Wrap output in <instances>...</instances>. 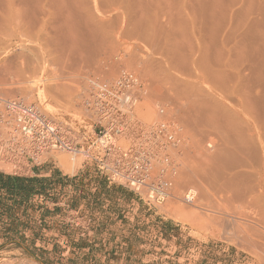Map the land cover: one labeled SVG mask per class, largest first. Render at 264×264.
<instances>
[{
  "label": "rangeland",
  "instance_id": "374dc122",
  "mask_svg": "<svg viewBox=\"0 0 264 264\" xmlns=\"http://www.w3.org/2000/svg\"><path fill=\"white\" fill-rule=\"evenodd\" d=\"M12 1L29 9L25 20L30 31L37 33L41 23L46 21L40 35L48 42L51 40L49 50L57 64L44 72L38 71L42 83L35 87L34 81L28 78L21 81L13 77L15 70L4 66L19 53L28 55L30 51L33 58L31 53L40 48L25 39L26 49L0 52V97L21 98L53 121L82 135L92 133L94 128L91 115L81 102L85 78L98 76L109 81L122 71H132L147 84L137 106L138 117L151 124L157 119V106L163 107L167 118L185 140V148L179 157L173 197L156 207L126 189L110 185L100 173L86 166L83 155H76L78 166L72 172L64 170L60 161L75 155H53L44 165L49 170L57 166L66 175L84 172L83 177L37 178L42 181V193L26 203L17 204L2 195L0 264H264V226H257L251 219L248 221L239 215L240 205L237 207L236 203L232 207L234 203L230 205V199L226 204L224 200L230 198V194L221 190L224 189L222 180L240 169L234 168L232 163L245 157L240 147L241 135L228 130L227 125L232 121L225 114L219 116L223 112L215 105L216 108L209 107L221 112L214 115L211 109L204 111L202 106L210 99V102L214 99L221 103L223 97L218 95L229 97L234 105L239 97H248L252 120L264 125V0ZM6 4L7 0H0V12ZM66 6L72 15L68 16ZM94 12L97 15L91 23H86L84 18L96 14ZM67 17H71L75 25L71 32L61 24ZM197 79L207 88L197 83ZM194 118L198 120L195 122ZM207 121L211 124L209 127ZM215 124L223 129L218 130ZM242 125L241 122L240 130ZM0 131L7 137L2 128ZM222 148L227 149L228 157L236 155L228 161L237 158L229 162L234 169H223L222 165L224 177L217 169L221 182L215 181V187L221 186V191L216 188L212 191L214 181L209 175L213 172L208 173L203 164L208 159L213 167L212 156ZM255 149L250 163L258 166L259 151ZM6 161L9 169H0V172L18 177L11 175L13 165ZM190 170L193 174L187 180L184 174ZM204 170L205 174L201 172ZM91 178L95 184L89 182ZM203 180L209 181L208 184H203L206 182ZM202 185L210 193L207 201L198 196H201ZM189 188L197 192L195 203L183 198ZM216 193L225 204L217 200L221 196ZM212 196H217V201H213H219L220 204H216L221 205L222 210L211 201ZM205 202L210 209L217 206L219 212H215V208L210 211L208 206H203ZM172 207L194 213L196 216L192 218L200 221L192 225L191 221L177 220L169 210ZM99 242L105 247L87 250L88 245ZM78 243L80 245L72 250V244Z\"/></svg>",
  "mask_w": 264,
  "mask_h": 264
},
{
  "label": "built area",
  "instance_id": "2783aa9c",
  "mask_svg": "<svg viewBox=\"0 0 264 264\" xmlns=\"http://www.w3.org/2000/svg\"><path fill=\"white\" fill-rule=\"evenodd\" d=\"M84 84L81 102L94 128L82 135L21 98L0 97V128L14 147L7 149L11 175L28 177L32 165L44 166L56 154H81L86 166L110 185L128 190L150 206L163 205L173 197L185 148L179 129L159 105L153 123L138 117L147 84L135 72L122 71L109 81L88 76ZM195 195L193 189L187 190V202Z\"/></svg>",
  "mask_w": 264,
  "mask_h": 264
},
{
  "label": "bare ground",
  "instance_id": "6f19581e",
  "mask_svg": "<svg viewBox=\"0 0 264 264\" xmlns=\"http://www.w3.org/2000/svg\"><path fill=\"white\" fill-rule=\"evenodd\" d=\"M94 3H95V1H94ZM41 8V7H40ZM65 8V7H64ZM67 9V11H68V16H69V14H71V13H69V8H67V6H66V8H65V10ZM29 9H27V7L25 8V7H23V6H20V5H17L15 2H13L12 0H7V4L4 6V8L2 9V11L0 12V52H2V53H10V52H12L13 50H17L18 48H20V49H26L27 48V42H25L24 40L26 39L27 41H29L31 44L33 43V44H36V46H38L40 49H38V50H34L35 52L33 53H31V54H33V58L32 57H30V51H29V56L28 55H26L25 53H19L17 56L15 55V57H14V59L13 60H11L10 62L11 63H7L6 65L7 66H4V68L5 67H7L6 69H8V70H15V74H14V76L13 77H17V78H19V79H21V81L22 80H24L25 78H28V80L29 79H31V81H34L33 83H36V86L35 87H39V85L42 83V80L38 77V71H42V72H44V71H46V69H48L49 70V67H52V66H54V65H56L57 64V62H56V59H55V57L53 56V54L50 52V50H49V46H50V44H51V40L48 42V40H46L45 39V37H42L41 35H40V33H42L43 32V29H44V26H45V24H46V21H44V22H42L41 23V27H40V29H39V31L37 32V33H34V32H32V30L30 31L29 30V24H28V22H26V20L25 19H27V17H25V15H28V13H27V11H28ZM41 11H42V9H40ZM64 10V11H65ZM71 11V10H70ZM44 12V11H43ZM96 12H97V9H96ZM96 12H94V13H96ZM46 12H44L43 14H45ZM65 13H66V11H65ZM86 13V12H85ZM54 14V13H53ZM66 14V15H67ZM64 15V14H63ZM72 15V14H71ZM97 15V13L96 14H91L90 16H87V17H85L84 19L86 20V23H89L90 22V20L94 17V16H96ZM45 16H46V14H45ZM75 19V18H74ZM62 21V20H61ZM38 23H40V21H38ZM65 23V24H64ZM61 22V24H62V26H64L65 25V27H64V29H67V31H72V29L74 28V22H73V20H72V18L71 17H67V19L65 20V22ZM91 23V22H90ZM39 25V24H38ZM28 26V27H27ZM30 26H31V24H30ZM30 28H32V27H30ZM33 29V28H32ZM33 30H35V29H33ZM98 30V29H97ZM99 30H100V28H99ZM98 30V31H99ZM42 38H44V39H42ZM48 42V43H47ZM31 48V47H30ZM15 50V51H16ZM39 50H41V52L39 53ZM16 53V52H15ZM17 54V53H16ZM14 55V54H13ZM19 62H20V64H19ZM3 65V64H2ZM11 65H13V66H11ZM9 66V67H8ZM11 66V67H10ZM3 68V67H2ZM5 69V70H6ZM3 70V69H2ZM4 70V71H5ZM7 71V70H6ZM108 72V71H107ZM9 73V72H8ZM90 74V73H89ZM203 74V73H202ZM91 75V74H90ZM26 76H28V77H26ZM100 76V75H99ZM33 79V80H32ZM201 79V78H200ZM205 79V78H204ZM5 80H3V82H4ZM31 81H30V83H31ZM198 81H199V84H201L200 83V80L199 79H197V83H198ZM16 82H17V80H16ZM204 82H205V80H204ZM7 83V82H6ZM22 83V82H21ZM32 84V83H31ZM203 84V83H202ZM204 85V84H203ZM211 85V87H212V84H210ZM34 86V85H33ZM205 86V85H204ZM206 88H207V86H205ZM204 87V88H205ZM209 87V86H208ZM69 88V87H68ZM148 88H150V87H148ZM218 90V89H217ZM217 90H215V93L217 94ZM218 96H220V97H223V99H221L220 101H221V103H219L218 101H216V100H214L213 99V101H211L210 102V100H207L206 101V103L205 102H203V104L205 105H203L202 104V106L204 107V111H208L209 109H211L213 112H211V111H209V112H211L212 113V115H214V112L215 113H218V112H223V114L222 113H220V115L219 116H221V115H224V116H226L227 117V119L229 118L230 119V121H232V124L234 125H232V124H229V123H231V122H229L228 123V130L229 129H231V130H233L234 132H237V133H239L240 135H241V141L240 142H242L241 143V145H245L244 147H242L241 145H240V147L243 149V151L242 150H240V151H242V153L244 152V155H245V157L243 156V158L242 159H236L237 157H235L234 159H231L232 161L230 162V161H228V159H230L231 158V156H236V155H230L229 157H228V155L226 154V148H224L225 150L223 151V148H222V150H221V152L220 153H218V151L217 150H215V152L216 153H218V154H214V157L212 156V158H213V160H212V163H210V164H212L213 165V167H211V165H209V160L207 159V158H205V159H207V161L205 160V162H204V169L206 168L207 169V172L208 173H210L211 171L213 172V174H210L209 176H211L212 175V178H210V180H212V182H213V186H212V191L216 188L215 187V185H216V183H215V181L217 182V181H219V182H221L220 180H218V178L219 177H221V174L222 173H224L222 170L226 167V168H229V169H231V168H233V166H235L234 168H236V166H237V168L239 169V171H234L233 172V169L231 170L233 173L230 175V178H228V179H224L225 181H223L222 180V185L221 186H224V189H222L221 188V190H223V192H228L229 194H230V198H224L223 197V199H225L224 201H225V203L227 202V201H230L229 202V204L230 203H234L233 205L232 204H230V205H232V207H235V204L236 203H238L237 204V207H238V205H240V207H238V208H240L241 209V214L240 213H238L239 215H242V217L244 218H246L248 221L251 219L252 221L251 222H253L254 224H256L257 226H260V227H262V226H264V125L262 126V124L261 125H258V124H256L255 123V121H253L252 120V113H250V106H249V103L251 102L250 100L251 99H249L248 97H239L240 98V100L239 101H236L237 103H236V105H234L233 103H232V101H230L228 98L229 97H226V96H222V95H218ZM67 97H68V95H67ZM18 98V97H17ZM208 99V98H207ZM213 102V104H211ZM210 105H212V107H217V109H220L221 111H217V110H215V108H211V107H209ZM215 105V106H214ZM199 107V106H198ZM202 107V108H203ZM196 110V109H195ZM215 110V111H214ZM204 111H203V115H204ZM232 111V112H231ZM194 112V111H193ZM197 113H200V110L198 109V112ZM202 113V112H201ZM205 114H208V113H205ZM219 114V113H218ZM202 114H201V116H203ZM209 115V114H208ZM217 115V114H216ZM215 115V116H216ZM196 117H197V114L195 115ZM206 116V115H205ZM204 116V117H205ZM211 116V115H210ZM215 116H213V117H211V119L213 118V120L215 119ZM219 116H217L216 118L217 119H219V118H221V117H219ZM223 116V117H224ZM195 117V118H196ZM207 117V116H206ZM219 117V118H218ZM225 117V118H226ZM194 118V119H195ZM198 118V117H197ZM201 118V117H200ZM199 118V119H200ZM224 118V119H225ZM237 118V119H236ZM238 118H240V120L238 119ZM203 119H205V118H203ZM207 119H209L210 120V118H207ZM224 119H223V121H224ZM232 119V120H231ZM234 119H236L235 121H234ZM242 119V120H241ZM196 120H198V119H195V122H196ZM210 121H212V120H210ZM235 123H234V122ZM236 121L239 123V125H238V127L241 125V122L243 123V125H242V128H241V130H240V128H238L237 126H235V125H237L236 124ZM241 121V122H240ZM198 122V121H197ZM203 122H206V121H203ZM224 122H226V121H224ZM223 122V123H224ZM207 123H208V121H207ZM211 123H213V121L211 122ZM217 123H219V122H217ZM223 123H222V125H223ZM197 124H199V123H197ZM204 124H206V123H204ZM200 125H202L201 123H200ZM209 125H211L210 123H208L207 124V126L209 127ZM221 125V124H220ZM215 126H216V124H215ZM214 126V127H215ZM232 126V127H231ZM200 127V126H199ZM222 127V126H221ZM220 126H216V128L218 129V128H221ZM225 127H226V125H225ZM224 127V128H225ZM241 127V126H240ZM221 129H223V128H221ZM220 129V130H221ZM219 130V129H218ZM227 130V131H228ZM222 131L223 130H221V134H222ZM1 132V131H0ZM229 132V131H228ZM227 132V133H228ZM220 133V132H219ZM225 133V132H224ZM224 133H223V135H224ZM231 133V132H230ZM229 134V133H228ZM239 134H236L237 136H239ZM0 135H1V133H0ZM222 135V136H223ZM2 136V135H1ZM0 136V169H9L8 167H7V165L5 164V161H6V158L8 159V158H10V155H9V153L7 152V149H11V148H13V146L12 145H9V140H8V137H6V136H2L1 137ZM235 137V136H234ZM224 138H226V137H224ZM240 138V137H239ZM235 139H237V137L235 138ZM234 139V140H235ZM238 140V139H237ZM237 140H235V141H237ZM240 140V139H239ZM230 140H228V142H229ZM227 142V143H228ZM230 143H233L232 141L230 142ZM230 143H228V144H230ZM225 144V143H224ZM240 144V143H239ZM3 145V146H2ZM202 145V144H201ZM211 143L210 144H208V147H211ZM234 145V144H233ZM235 146V145H234ZM240 147H238V145H237V148H240ZM234 148V147H233ZM257 149L258 151H259V156H257L259 159V162H257V163H259L258 164V166H254V165H252V163H250L251 161V159H252V157H251V154H252V152L254 151V149ZM230 149V148H229ZM228 149V150H229ZM235 149H236V147H235ZM253 149V150H252ZM255 149V150H256ZM252 150V151H251ZM223 151V152H222ZM258 151H256V153L255 154H257V152ZM233 152H234V150H233ZM237 152H239V151H237ZM228 153H230V152H228ZM239 153H241V152H239ZM242 153H241V155H242ZM233 154H235V153H233ZM255 154H253L254 155V157H255ZM193 155V154H192ZM252 155V156H253ZM188 156H190V155H188ZM196 156V155H195ZM192 157V156H191ZM190 157V158H191ZM256 157V158H257ZM196 158V157H195ZM195 158H193V160L195 159ZM233 158V157H232ZM251 158V159H250ZM5 159V160H4ZM58 159V158H57ZM189 159V158H188ZM210 159V158H209ZM235 159H236V162H233V160L235 161ZM239 160H241L240 162H238ZM243 160V161H242ZM257 160V161H258ZM78 161H79V159H77V156H75V157H71V158H68V157H65V158H62L61 159V161H60V166H62L63 167V169L64 170H66L67 172H72V171H75V169H77V166H78ZM188 161V160H187ZM186 161V162H187ZM185 162V161H184ZM189 162H190V160H189ZM195 162V161H194ZM193 162V163H194ZM230 162V163H232V165L229 163V165H228V163ZM194 164H196V163H194ZM199 164V163H198ZM235 164V165H234ZM11 165V164H10ZM202 165V166H203ZM224 167H223V166ZM227 165V166H226ZM193 166V165H192ZM202 166L200 165V167L202 168ZM215 167H216V169H215ZM221 167H223V169H221ZM200 168V170H202ZM219 168V172L221 173H219L220 175H218V172H217V169ZM215 169V170H214ZM237 169V170H238ZM188 170H189V168H188ZM5 171V170H4ZM205 171L206 170H204V171H201V172H204V174H205ZM195 172V171H194ZM201 172H199V173H201ZM206 172V173H207ZM215 172V173H214ZM179 173V172H178ZM228 173V172H227ZM191 174H193V173H191V170L190 171H186L185 172V177L187 178V180L188 179H190V177H191ZM194 174H196V173H194ZM203 174V175H204ZM197 175H199V174H196V176ZM195 176V175H194ZM200 176H202V173H201V175ZM207 176H208V174H206V178H207ZM227 176V175H226ZM222 177H224V174H222ZM203 178V177H202ZM205 178V177H204ZM214 178V179H213ZM180 179V178H179ZM183 179H185V178H183ZM208 180H209V177L207 178ZM221 179V178H220ZM191 180H192V178H191ZM203 181H206V180H203ZM207 182V183H206ZM205 183H203V184H205V185H207L208 184V182L209 181H206ZM211 183V182H210ZM215 183V184H214ZM197 185H198V183H197ZM205 185H202V187H200L201 189V196L200 195H198L199 197H201V198H203V199H205L206 201L209 199H207V197L209 196L210 197V195H208V194H210L209 193V191H208V188H206V186ZM212 185V184H211ZM218 185H220L219 183H218ZM218 185H217V187H218ZM220 186V187H221ZM214 187V188H213ZM220 187L219 188H216V189H219L220 190ZM216 189L214 190V191H216ZM188 190V189H187ZM189 190H190V188H189ZM199 190V191H200ZM220 190V191H221ZM225 190V191H224ZM194 192H195V199H196V197H197V192L195 191V190H193ZM198 191V192H199ZM185 192H186V190H185ZM217 192H219V191H217ZM213 193V192H212ZM179 194V193H178ZM183 194V193H182ZM199 194V193H198ZM224 194V193H223ZM184 195V200L187 202V199H186V196H185V194H183ZM203 195V196H202ZM214 195V194H213ZM216 195H219V193L217 194L216 193ZM219 196H221V195H219ZM224 196H226V194L224 195ZM212 197H217V196H212ZM179 198H181V197H179ZM201 198H199V199H201ZM211 199V201H213V200H215V201H217V200H222V199H220V198H222V196L221 197H217V200H216V198L215 199ZM219 198V199H218ZM198 199V198H197ZM228 199H230V200H228ZM227 200V201H226ZM194 201H197V200H194ZM194 201H191V202H193V203H195ZM210 201V200H209ZM210 201V202H211ZM215 201H213V203L214 204H220V202L218 201V202H215ZM223 201V200H222ZM224 201L222 202V203H224ZM198 202H200V201H198ZM205 203H207V202H205ZM204 203V205L203 206H208V203L207 204H205ZM224 203V204H225ZM192 204V203H191ZM200 205H201V203H199ZM214 204H212V205H214ZM216 204V205H217ZM218 204V205H219ZM226 204H228V202L226 203ZM217 205V206H218ZM202 206V205H201ZM202 206V207H203ZM217 206L216 207H214V206H211L212 208L211 209H213V208H215V209H213L214 211L216 210V211H218L219 212V210L221 209L222 210V206L220 205V209L219 208H217ZM228 206V205H227ZM210 211H211V209L209 208V206L207 207ZM217 208V209H216ZM223 208H224V206H223ZM227 208H229V207H227ZM230 209V208H229ZM239 209V210H240ZM170 210V212H171V214H173L174 216H175V218L177 219V220H182V221H191V223L190 224H194V223H197L198 221H200L199 219L196 221L194 218V216H196L194 213H191V212H186L184 209H182V208H179V207H177V208H174L173 209V207H172V209H169ZM203 210H204V208H203ZM208 210V211H209ZM231 210V209H230ZM215 211V212H216ZM227 211V210H226ZM229 211V210H228ZM238 211V210H237ZM222 212H224V211H222ZM221 212V213H222ZM232 212V211H231ZM239 212V211H238ZM210 213H213V212H210ZM233 213V212H232ZM218 214V213H217ZM226 214H227V212H226ZM231 214V213H230ZM235 215V214H234ZM192 218V217H194V218H192V220H189V219H187V218ZM210 217H212V216H210ZM197 218V217H196ZM221 218V217H220ZM219 218V219H220ZM201 219V218H200ZM217 220H218V218H216ZM203 220V219H202ZM215 220V219H214ZM245 220V219H244ZM225 221V220H224ZM229 222V221H228ZM236 222V221H235ZM244 222V221H243ZM222 223V222H221ZM245 224H249V223H245ZM226 225V224H225ZM239 226V225H238ZM245 226V225H244ZM247 227V226H246ZM249 228V227H248ZM258 230V229H257ZM258 249V248H257ZM260 251V250H259Z\"/></svg>",
  "mask_w": 264,
  "mask_h": 264
},
{
  "label": "trees",
  "instance_id": "16d2710c",
  "mask_svg": "<svg viewBox=\"0 0 264 264\" xmlns=\"http://www.w3.org/2000/svg\"><path fill=\"white\" fill-rule=\"evenodd\" d=\"M42 181L4 175L0 172V202L2 195L14 203H26L32 196L42 193Z\"/></svg>",
  "mask_w": 264,
  "mask_h": 264
},
{
  "label": "crops",
  "instance_id": "0c3cea01",
  "mask_svg": "<svg viewBox=\"0 0 264 264\" xmlns=\"http://www.w3.org/2000/svg\"><path fill=\"white\" fill-rule=\"evenodd\" d=\"M80 172L74 174V175H66L63 173V171L55 166V167H52L51 170H49V168L45 167V166H35V165H32V168H31V174L28 176L29 178L28 179H37V178H42V177H56L58 175V178L63 176V177H68V178H76L77 176L79 177H83V174L84 172H82V175H79ZM92 181V178L89 179V182ZM92 184H95L94 181H92ZM98 184V183H97ZM71 245V244H70ZM74 245V247L72 246V250H75L80 244H72ZM53 247H55V244H53ZM67 247V246H65ZM97 247H105V245H103V243H95V244H90L88 245V249L87 250H94V248H97ZM68 249H71V246L68 247ZM86 250V249H85ZM85 256V255H84ZM86 259H88L86 257Z\"/></svg>",
  "mask_w": 264,
  "mask_h": 264
}]
</instances>
